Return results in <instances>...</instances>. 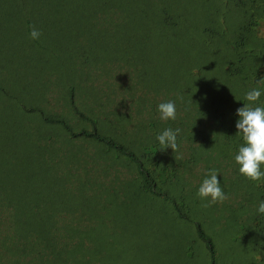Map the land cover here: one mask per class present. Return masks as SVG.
I'll list each match as a JSON object with an SVG mask.
<instances>
[{"label": "trees", "instance_id": "16d2710c", "mask_svg": "<svg viewBox=\"0 0 264 264\" xmlns=\"http://www.w3.org/2000/svg\"><path fill=\"white\" fill-rule=\"evenodd\" d=\"M86 2L0 0V264H89L75 222L109 204L143 222L163 204L191 208L264 264V180L234 162L236 109L257 86L264 106V0ZM67 12L87 37L45 44ZM169 100L176 119L162 121ZM166 128L181 129L177 151L160 149ZM209 170L229 199L205 208L196 192Z\"/></svg>", "mask_w": 264, "mask_h": 264}, {"label": "rangeland", "instance_id": "374dc122", "mask_svg": "<svg viewBox=\"0 0 264 264\" xmlns=\"http://www.w3.org/2000/svg\"><path fill=\"white\" fill-rule=\"evenodd\" d=\"M73 1L79 11L87 3ZM76 15L64 13L62 20L55 22L60 30L51 31L54 40L44 43L80 45L87 36L77 32L83 19ZM101 19L94 21L97 28L105 27ZM102 213L100 219L75 222L80 233L76 241L80 251L90 258L89 264H257L253 254L240 241L233 240L230 230L222 229L215 220L208 222L205 214L196 215L191 208L177 216L172 204H163L141 213L144 222L126 204H109ZM198 232L210 239L212 255L198 238Z\"/></svg>", "mask_w": 264, "mask_h": 264}, {"label": "clouds", "instance_id": "9594fccd", "mask_svg": "<svg viewBox=\"0 0 264 264\" xmlns=\"http://www.w3.org/2000/svg\"><path fill=\"white\" fill-rule=\"evenodd\" d=\"M29 37L37 40L42 32L35 25L29 26ZM258 85H264V77H262ZM262 95L259 86L249 89L244 99L247 103H243L242 107L236 109L238 119L235 122L236 135H238L242 143L234 155V162L238 166L239 175L245 179L256 182L264 180V106L258 105L256 102ZM157 111L162 121L176 119L175 102L169 100L158 104ZM181 129L166 128L156 136L161 151L170 148L173 151L179 149L177 136ZM200 200L207 201L202 207L208 208L217 203H224L229 197L224 193L220 186L218 174L215 170H209L205 174V178L199 184L196 192ZM256 212L264 214V200H260L256 205Z\"/></svg>", "mask_w": 264, "mask_h": 264}]
</instances>
